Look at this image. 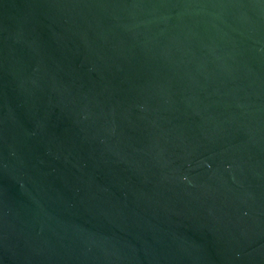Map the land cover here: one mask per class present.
Segmentation results:
<instances>
[{
	"label": "water",
	"instance_id": "1",
	"mask_svg": "<svg viewBox=\"0 0 264 264\" xmlns=\"http://www.w3.org/2000/svg\"><path fill=\"white\" fill-rule=\"evenodd\" d=\"M0 264H264V0H0Z\"/></svg>",
	"mask_w": 264,
	"mask_h": 264
}]
</instances>
